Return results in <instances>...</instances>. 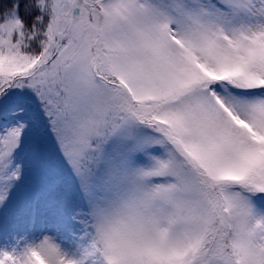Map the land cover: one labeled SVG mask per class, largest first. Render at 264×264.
I'll list each match as a JSON object with an SVG mask.
<instances>
[{
  "label": "snow or ice",
  "instance_id": "obj_1",
  "mask_svg": "<svg viewBox=\"0 0 264 264\" xmlns=\"http://www.w3.org/2000/svg\"><path fill=\"white\" fill-rule=\"evenodd\" d=\"M0 264H264V0H0Z\"/></svg>",
  "mask_w": 264,
  "mask_h": 264
}]
</instances>
